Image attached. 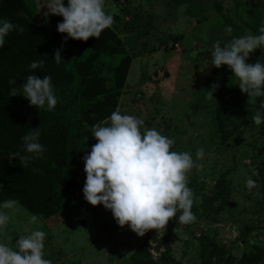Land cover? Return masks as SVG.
<instances>
[{
    "label": "rangeland",
    "instance_id": "rangeland-1",
    "mask_svg": "<svg viewBox=\"0 0 264 264\" xmlns=\"http://www.w3.org/2000/svg\"><path fill=\"white\" fill-rule=\"evenodd\" d=\"M249 1L105 0V11L114 16L112 28L104 30L98 40L67 38L65 42L67 34L57 31L63 17L46 14L47 0H0V20L25 29L22 34L14 30L7 35L25 51L45 46L62 49L66 73L59 81L56 107L68 110L94 104L93 125L108 120L116 109L135 115L146 127L174 139L172 151H190L199 165L189 174L196 201L192 211L197 217L192 224L172 219L164 233L149 230L141 237L127 225L120 227L102 204L92 206L83 194L54 191L50 207L43 208L35 224L30 217L36 214L19 202L20 210L0 233V242L14 246L20 234L43 230L47 234L45 258L53 264H128L144 240L150 242L157 260L170 253L175 262L169 264H201L208 236L233 254L235 260L227 264H241L244 241L264 248V123L257 126L252 121L264 97H257L256 105L241 92L227 65H211L217 41L223 46L232 36L259 34L264 6L250 7ZM226 26L232 27L231 35L224 31ZM262 55L264 50L257 48L247 62L255 63ZM214 83L219 87L208 98ZM220 95L226 102L223 131L216 116ZM87 141L85 152L97 143ZM39 142L46 147L43 155L50 165L62 174L75 172L83 188L86 173L73 154L74 147L67 140L54 143L50 137L46 141L39 137ZM199 148L204 149L202 160L195 157ZM222 176L230 190L228 208L213 221L207 217L204 202ZM249 177L256 182L251 190L246 187ZM32 198L39 205L43 197L36 192ZM4 201L0 199V205ZM82 219L88 223L82 225ZM221 260L218 250L211 264H226Z\"/></svg>",
    "mask_w": 264,
    "mask_h": 264
},
{
    "label": "clouds",
    "instance_id": "clouds-1",
    "mask_svg": "<svg viewBox=\"0 0 264 264\" xmlns=\"http://www.w3.org/2000/svg\"><path fill=\"white\" fill-rule=\"evenodd\" d=\"M46 14L62 16L57 31L66 33L67 38L87 41L100 38L102 32L112 28L114 16L105 11V0H47ZM23 33L25 29L8 19L0 20V48L5 37L12 31ZM224 31L231 35L233 29L226 26ZM259 34L232 36L221 46L217 41L211 51V65L220 68L227 65L231 69L242 93L257 105V97H264V55L255 63L248 58L257 48L264 50V23L258 29ZM61 50L57 49L54 60H62ZM196 56V52L192 53ZM45 60L32 61L30 68L42 69ZM52 77L42 78L32 74L21 85L23 96L37 109L53 111L58 103ZM16 80L10 79L14 85ZM219 87L213 84L208 90V98ZM110 121V123H109ZM252 121L259 126L264 123V99L259 101ZM107 125V126H105ZM97 143L90 152L82 157L86 180L83 186L85 200L92 206L103 205L110 210L120 227L127 225L138 236H144L149 230L164 233L170 220L189 225L196 222L192 211L195 201L194 190L189 187V174L199 167L190 151H172L175 140L163 135L156 128H148L145 121L135 115L113 111L106 121L96 123L91 128ZM39 128L32 129L22 137L24 152L12 153L9 159L18 158L23 167L33 158H40L46 147L39 142ZM86 141L88 138H85ZM204 149L196 150L197 160L204 158ZM246 187L251 190L256 182L250 177ZM10 210V212L8 211ZM20 210L19 201L8 199L0 205V233H3L11 219ZM37 215L30 217L35 224ZM43 230H33L20 234L14 246L0 242V264H53L45 258V240Z\"/></svg>",
    "mask_w": 264,
    "mask_h": 264
},
{
    "label": "trees",
    "instance_id": "trees-1",
    "mask_svg": "<svg viewBox=\"0 0 264 264\" xmlns=\"http://www.w3.org/2000/svg\"><path fill=\"white\" fill-rule=\"evenodd\" d=\"M249 3L250 7L255 4L264 6V0L255 2L250 0L246 5ZM5 41L4 47L0 48V199L18 200L34 214L40 216L43 208L50 207L49 202L54 191L71 192L75 196L83 194V188L79 185L75 172L62 174L57 168L50 165L44 155L31 159L26 168L20 164L18 158L13 161L9 159V156L16 152L31 155L24 152L22 137L38 127L42 141L48 140V137L54 143L67 140L74 147L73 154L78 161L80 160L84 164L82 157L90 152H85L84 145L88 143L85 138L97 142L92 136L93 123L90 120V113L97 110L94 104L87 108L71 106L68 110L64 106H59L55 107L53 111L45 110L46 106L45 109H37L30 105L28 99L22 95L21 85L26 82V78L32 74L41 78L44 75H50L54 92L57 94L61 90L59 81L66 73L63 61L57 63L53 59L55 50L52 47L45 46L39 50L25 51L13 37L6 36ZM39 60H45L43 68L31 69V62ZM145 69L144 67L143 70L145 71ZM10 79L16 80V83L10 85ZM219 101L220 105L217 108L216 116L223 131L225 124L222 111L225 109L226 102L222 95H220ZM68 126L70 129L67 135L66 128ZM262 177L264 191V173ZM36 192L43 197L39 205L32 200V196ZM229 194L227 181L222 176L216 182L214 192L205 197L204 207L207 210L208 218L216 221L220 213L228 208ZM211 227L213 228V226ZM210 236L212 237V232H210ZM207 238L208 240L203 245L201 264H211L213 255L218 250L222 251V262L227 264L235 260L230 250L217 244L214 238H209V236ZM243 244L244 250L240 257V263L261 264L264 259V248L250 241H244ZM128 260V264H169L175 262V258L168 252L162 255L160 261L154 258L148 240H144Z\"/></svg>",
    "mask_w": 264,
    "mask_h": 264
},
{
    "label": "water",
    "instance_id": "water-1",
    "mask_svg": "<svg viewBox=\"0 0 264 264\" xmlns=\"http://www.w3.org/2000/svg\"><path fill=\"white\" fill-rule=\"evenodd\" d=\"M88 223L87 219H82V225H86Z\"/></svg>",
    "mask_w": 264,
    "mask_h": 264
}]
</instances>
